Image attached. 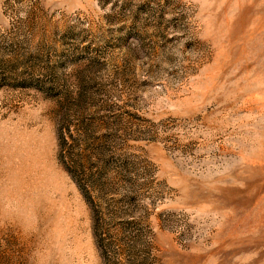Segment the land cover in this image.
<instances>
[{
    "label": "rangeland",
    "instance_id": "1",
    "mask_svg": "<svg viewBox=\"0 0 264 264\" xmlns=\"http://www.w3.org/2000/svg\"><path fill=\"white\" fill-rule=\"evenodd\" d=\"M0 264H264V0H0Z\"/></svg>",
    "mask_w": 264,
    "mask_h": 264
}]
</instances>
